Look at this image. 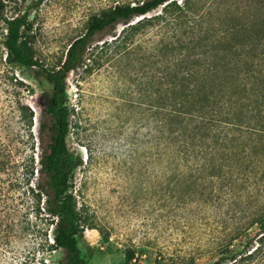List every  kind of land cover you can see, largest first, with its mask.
I'll use <instances>...</instances> for the list:
<instances>
[{
    "label": "trees",
    "instance_id": "obj_1",
    "mask_svg": "<svg viewBox=\"0 0 264 264\" xmlns=\"http://www.w3.org/2000/svg\"><path fill=\"white\" fill-rule=\"evenodd\" d=\"M241 1H115L90 15L58 65L47 68L25 54L27 16H3L0 0L5 59L36 66L51 86L35 137L36 161L33 154L16 160L19 148L12 144L23 135L32 139L33 113L26 104L15 102L19 124L0 142V211L8 212L4 225L0 218V231L7 236L13 229L6 193L23 184L32 203L42 200L51 225L49 246L65 252L61 264H87L77 246L86 220L70 190L79 161L66 144L65 81L77 68L113 67L137 87L139 101L132 107L146 106V141L172 179L190 181V201L215 198L235 211L245 204L246 223L238 222L227 239L216 242L215 257L201 264H264V202L253 193L264 178V0ZM105 31L111 38L94 42ZM133 260V249H126L124 263Z\"/></svg>",
    "mask_w": 264,
    "mask_h": 264
},
{
    "label": "rangeland",
    "instance_id": "obj_2",
    "mask_svg": "<svg viewBox=\"0 0 264 264\" xmlns=\"http://www.w3.org/2000/svg\"><path fill=\"white\" fill-rule=\"evenodd\" d=\"M2 1L3 16H27L30 27L21 39L25 54L52 68L62 60L69 42L83 33L87 18L120 0ZM3 34L0 22V142L6 143L19 124L15 102L26 104L33 113L32 139L23 135L19 143L12 140V144L19 148L16 160L33 154L36 161L40 147L35 137L51 86L36 66L5 59ZM110 38L105 31L94 42ZM65 84L66 144L73 160L79 161L70 190L86 220L77 237L80 257L87 264H125V250L133 249L134 264H156L158 260L162 264H201L213 259L215 243L227 239L238 222L246 223L245 204L235 211L234 205L215 198L208 203L190 201V181L172 179L165 164L156 162L154 149L146 141L148 123L142 118L146 106L132 107L139 101L137 87L117 69L88 72L77 68L67 74ZM200 183L196 182L197 188ZM25 187L20 184L6 193L7 202L13 204V229L7 236L0 231V264H61L65 252L49 246L51 225L42 200L38 206L32 203ZM253 193L264 202V178ZM7 214L6 208L0 211L3 225L8 222Z\"/></svg>",
    "mask_w": 264,
    "mask_h": 264
}]
</instances>
